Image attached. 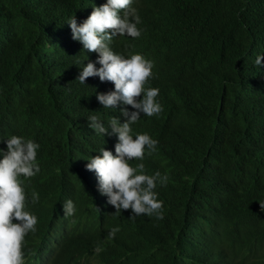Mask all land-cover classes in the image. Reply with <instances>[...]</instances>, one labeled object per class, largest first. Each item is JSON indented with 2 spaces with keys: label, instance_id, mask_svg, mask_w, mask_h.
Returning <instances> with one entry per match:
<instances>
[{
  "label": "trees",
  "instance_id": "1",
  "mask_svg": "<svg viewBox=\"0 0 264 264\" xmlns=\"http://www.w3.org/2000/svg\"><path fill=\"white\" fill-rule=\"evenodd\" d=\"M87 1L0 0V139L25 136L41 146V170L25 180V190L27 208L38 218L36 231L48 244L43 259L78 264L77 251L89 243L103 245L105 264H191L195 256L209 259L207 246L217 245L228 264H264V198L238 153L240 146L257 144L249 114L253 87L264 76L255 64L264 53V0H141L142 35L125 42L154 62L164 109H176L136 129L159 141L147 165L148 174L169 176L155 189L164 201L163 219H132L98 198L108 229L71 242L65 262L61 249L53 253L47 236L65 229L68 220L61 206L72 200L76 212L89 208L82 167L107 144L106 135L88 127V118L99 115L107 125L115 116L90 109L86 96L97 78L79 83L86 58L60 29L63 16ZM113 228L119 231L111 238ZM28 251L37 264L36 245Z\"/></svg>",
  "mask_w": 264,
  "mask_h": 264
},
{
  "label": "clouds",
  "instance_id": "2",
  "mask_svg": "<svg viewBox=\"0 0 264 264\" xmlns=\"http://www.w3.org/2000/svg\"><path fill=\"white\" fill-rule=\"evenodd\" d=\"M140 13L141 0H92L63 16L66 22L60 29L66 31L86 58V66L80 68L77 80L85 85L86 78H97L94 93L86 96L90 109L95 105L115 116L108 119L107 125L99 115L88 118V127L94 134L106 135L108 140L106 146L85 159L82 167V184L92 199L89 208L82 207L76 212L75 203L66 200L61 206L63 216L68 218L65 229L54 230L47 236L55 248L54 254L61 249L62 262L71 254V242L95 238L108 229V219L98 198L111 212L127 214L132 219L140 215L163 219L164 201L158 198L155 189L158 185L165 186L169 176L159 171L150 175L147 165L158 152L159 141L136 129L149 127L176 109H164L154 62L133 53L131 45L125 42L141 37ZM262 60L264 53L256 56L255 64L260 68H264ZM253 95L249 118L256 128L257 144L240 146L238 153L264 198V76L254 85ZM0 142L6 144V149L0 148V264H35L29 245L37 247V264H48L49 260L42 255V252L49 254L48 244L36 231L38 218L27 208L25 190V180L41 170L37 159L41 146L18 135ZM38 199L39 194L33 190L32 202ZM259 208L264 214V199ZM118 231L119 228H113L110 237L114 238ZM206 250L209 259L195 256L191 264H228L219 255L217 245H208ZM103 252V245L85 243L76 253L78 264H105L101 261ZM235 264L252 263L239 259Z\"/></svg>",
  "mask_w": 264,
  "mask_h": 264
},
{
  "label": "bare ground",
  "instance_id": "3",
  "mask_svg": "<svg viewBox=\"0 0 264 264\" xmlns=\"http://www.w3.org/2000/svg\"><path fill=\"white\" fill-rule=\"evenodd\" d=\"M64 22V21H63ZM65 28V27H64Z\"/></svg>",
  "mask_w": 264,
  "mask_h": 264
}]
</instances>
